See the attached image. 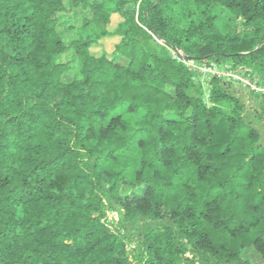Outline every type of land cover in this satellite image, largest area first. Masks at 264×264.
<instances>
[{
    "label": "trees",
    "instance_id": "1",
    "mask_svg": "<svg viewBox=\"0 0 264 264\" xmlns=\"http://www.w3.org/2000/svg\"><path fill=\"white\" fill-rule=\"evenodd\" d=\"M228 61L264 70V0H0V264L264 262L261 134L188 64Z\"/></svg>",
    "mask_w": 264,
    "mask_h": 264
},
{
    "label": "rangeland",
    "instance_id": "2",
    "mask_svg": "<svg viewBox=\"0 0 264 264\" xmlns=\"http://www.w3.org/2000/svg\"><path fill=\"white\" fill-rule=\"evenodd\" d=\"M67 4L71 3L72 0H64ZM224 19L228 16L225 13H221ZM88 16V12L82 10H76L71 19H63L58 28L59 33L64 38L66 42L75 38V33L68 30L70 25L79 27L82 24V19ZM70 22L68 23V21ZM121 19L119 17H113L109 29L111 32L114 31ZM118 43V38H106L101 39L97 44L91 48V52L94 55H101L102 53L112 56L114 52V47ZM172 54L181 59L185 58V54L182 50L172 51ZM62 62L70 61L72 62V69L64 75V81L70 82L74 77L78 75L80 65L73 53L68 54L61 58ZM119 62L125 64L126 62L119 59ZM192 65L193 70L196 73L195 83L203 88L204 92V102L207 106L211 107V90L212 81H219L222 85L228 88L231 95L238 98L244 104V111L246 120L249 124L255 127L261 134L262 142H264V115H262L264 105V70L259 67H249L242 66L237 68V65L233 61H228L226 63H215V62H204V63H194L189 62ZM209 68H213L214 71H208ZM230 71L232 74H230ZM220 73V75H218ZM241 80L248 82L250 86H246ZM116 115H121L123 118L129 120L131 123L135 124L142 118V115H132L127 114L124 110H120L115 113ZM130 192L129 188H124L122 194H128ZM119 219V213L116 211L109 216V223L111 228H115L117 221ZM130 248H133V244H130ZM243 258L250 261L252 264H264L262 259L257 255L254 250H248L243 253Z\"/></svg>",
    "mask_w": 264,
    "mask_h": 264
},
{
    "label": "crops",
    "instance_id": "3",
    "mask_svg": "<svg viewBox=\"0 0 264 264\" xmlns=\"http://www.w3.org/2000/svg\"><path fill=\"white\" fill-rule=\"evenodd\" d=\"M113 17H119V18L121 19L120 23L123 22V19H122L121 16H119L118 14H114V15L111 17V20H112ZM120 23H119V24H120ZM108 27H109V25H108ZM107 29H109V28H107ZM108 31L111 32L110 30H108ZM107 38H118V43H119V41H120V38H119V37H107ZM104 39H106V38H104ZM118 43H117V44H118ZM117 44H116V45H117Z\"/></svg>",
    "mask_w": 264,
    "mask_h": 264
},
{
    "label": "built area",
    "instance_id": "4",
    "mask_svg": "<svg viewBox=\"0 0 264 264\" xmlns=\"http://www.w3.org/2000/svg\"><path fill=\"white\" fill-rule=\"evenodd\" d=\"M189 65H190V64H189ZM190 66L193 67L192 65H190ZM208 71L213 72L214 69H213V68H209ZM230 74H232L231 71H230ZM218 75H220V73H219ZM241 81H242L246 86H247V85L250 86V85L248 84V82H246V81H244V80H241Z\"/></svg>",
    "mask_w": 264,
    "mask_h": 264
},
{
    "label": "water",
    "instance_id": "5",
    "mask_svg": "<svg viewBox=\"0 0 264 264\" xmlns=\"http://www.w3.org/2000/svg\"><path fill=\"white\" fill-rule=\"evenodd\" d=\"M177 50H178V49H177ZM184 59H185V60H187V61H190V59H189V58H186V57H185Z\"/></svg>",
    "mask_w": 264,
    "mask_h": 264
}]
</instances>
